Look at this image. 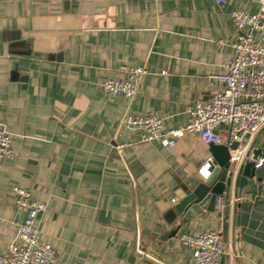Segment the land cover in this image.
<instances>
[{"label":"crops","instance_id":"0c3cea01","mask_svg":"<svg viewBox=\"0 0 264 264\" xmlns=\"http://www.w3.org/2000/svg\"><path fill=\"white\" fill-rule=\"evenodd\" d=\"M235 8L264 14L252 0H0V123L16 151L0 156V253L25 218L21 186L45 204L37 225L51 264H195L180 235L220 224L222 264H264V163L243 188L248 160L232 167L222 218L183 222L171 208L205 181L210 145L186 134L169 147L120 126L129 111L180 128L197 100L222 90L214 76L234 55ZM123 66L148 70L131 99L97 84L124 77ZM256 146L264 158V127Z\"/></svg>","mask_w":264,"mask_h":264},{"label":"built area","instance_id":"2783aa9c","mask_svg":"<svg viewBox=\"0 0 264 264\" xmlns=\"http://www.w3.org/2000/svg\"><path fill=\"white\" fill-rule=\"evenodd\" d=\"M228 0H217L223 5ZM259 2L264 7V0ZM231 19L236 29L232 46L233 57L226 63V72L214 76L223 85L222 90L208 100H197L190 109L189 121L180 128L166 127V118L156 114H134L126 112L120 126L141 130V141L158 140L173 147L174 140L186 134H198L203 142L220 144L223 142L221 124L228 126V144L237 142L231 150V162L241 165L251 160V140L264 127V14L235 8ZM124 77L101 75L97 84L106 92L133 98L139 90L142 78L148 73L145 66L128 68L123 66ZM250 153V154H249ZM12 137L0 123V156L14 158ZM264 163V158L256 162V168ZM217 166L212 154H208L200 167V177L207 180ZM15 206L25 213L18 223L14 239L8 250L0 253V264H51L55 258L52 244L39 239L38 216L45 210V204L34 198L24 187L14 186ZM226 208L224 195H218L215 211L221 218ZM223 225L197 235L183 233L180 241L191 248L195 264H222L226 247L222 239Z\"/></svg>","mask_w":264,"mask_h":264},{"label":"water","instance_id":"95a60500","mask_svg":"<svg viewBox=\"0 0 264 264\" xmlns=\"http://www.w3.org/2000/svg\"><path fill=\"white\" fill-rule=\"evenodd\" d=\"M210 152L214 156L217 166L212 175L205 181L200 182L194 189H185L184 196L175 200L171 213L176 217L181 216L183 222H187L192 216L205 211H215V202L218 195H224L227 188L228 174L232 171L231 150L238 146L237 142L228 144L209 143ZM261 149L255 147L252 150L253 158L248 160L240 177L241 188L245 187L249 178L255 175L256 162L261 157Z\"/></svg>","mask_w":264,"mask_h":264},{"label":"rangeland","instance_id":"374dc122","mask_svg":"<svg viewBox=\"0 0 264 264\" xmlns=\"http://www.w3.org/2000/svg\"><path fill=\"white\" fill-rule=\"evenodd\" d=\"M235 165H236V164H233V166H235ZM233 166H232V167H233Z\"/></svg>","mask_w":264,"mask_h":264}]
</instances>
